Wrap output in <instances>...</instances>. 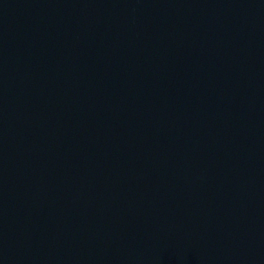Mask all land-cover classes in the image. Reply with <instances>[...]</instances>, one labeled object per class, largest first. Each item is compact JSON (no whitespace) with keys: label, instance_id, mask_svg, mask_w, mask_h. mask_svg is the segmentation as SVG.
I'll return each mask as SVG.
<instances>
[{"label":"water","instance_id":"95a60500","mask_svg":"<svg viewBox=\"0 0 264 264\" xmlns=\"http://www.w3.org/2000/svg\"><path fill=\"white\" fill-rule=\"evenodd\" d=\"M0 264H264V0H0Z\"/></svg>","mask_w":264,"mask_h":264}]
</instances>
